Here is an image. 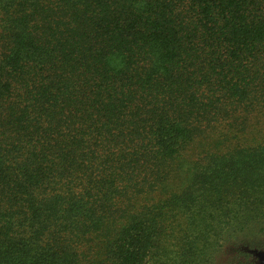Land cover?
Wrapping results in <instances>:
<instances>
[{"label": "trees", "instance_id": "16d2710c", "mask_svg": "<svg viewBox=\"0 0 264 264\" xmlns=\"http://www.w3.org/2000/svg\"><path fill=\"white\" fill-rule=\"evenodd\" d=\"M264 0H0V264H255Z\"/></svg>", "mask_w": 264, "mask_h": 264}, {"label": "rangeland", "instance_id": "374dc122", "mask_svg": "<svg viewBox=\"0 0 264 264\" xmlns=\"http://www.w3.org/2000/svg\"><path fill=\"white\" fill-rule=\"evenodd\" d=\"M253 254V260L255 264H264V252L260 250H250Z\"/></svg>", "mask_w": 264, "mask_h": 264}]
</instances>
